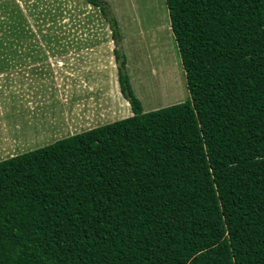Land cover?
I'll return each instance as SVG.
<instances>
[{"label":"trees","instance_id":"16d2710c","mask_svg":"<svg viewBox=\"0 0 264 264\" xmlns=\"http://www.w3.org/2000/svg\"><path fill=\"white\" fill-rule=\"evenodd\" d=\"M86 1L133 115L0 160V264H264V0H165L190 98L148 112Z\"/></svg>","mask_w":264,"mask_h":264},{"label":"rangeland","instance_id":"374dc122","mask_svg":"<svg viewBox=\"0 0 264 264\" xmlns=\"http://www.w3.org/2000/svg\"><path fill=\"white\" fill-rule=\"evenodd\" d=\"M102 1L119 21L143 110L190 98L166 1ZM14 10L27 22L17 38L0 29V160L133 115L99 7L86 0H0V18Z\"/></svg>","mask_w":264,"mask_h":264},{"label":"crops","instance_id":"0c3cea01","mask_svg":"<svg viewBox=\"0 0 264 264\" xmlns=\"http://www.w3.org/2000/svg\"><path fill=\"white\" fill-rule=\"evenodd\" d=\"M125 100V102H126V104H128V106H130V104H129V102L126 100V99H124ZM124 109H125V114H126V116L129 114L128 113V107L125 105L124 106Z\"/></svg>","mask_w":264,"mask_h":264}]
</instances>
